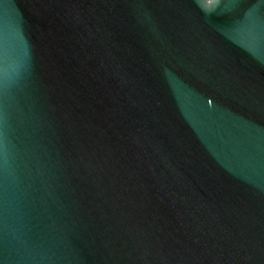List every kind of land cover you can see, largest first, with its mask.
<instances>
[{"label":"water","instance_id":"water-1","mask_svg":"<svg viewBox=\"0 0 264 264\" xmlns=\"http://www.w3.org/2000/svg\"><path fill=\"white\" fill-rule=\"evenodd\" d=\"M0 264H264V0H0Z\"/></svg>","mask_w":264,"mask_h":264}]
</instances>
